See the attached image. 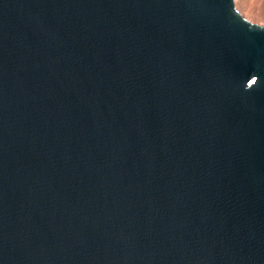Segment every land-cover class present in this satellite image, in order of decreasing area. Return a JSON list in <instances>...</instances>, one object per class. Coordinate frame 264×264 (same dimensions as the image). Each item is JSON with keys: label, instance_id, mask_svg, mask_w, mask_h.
Returning <instances> with one entry per match:
<instances>
[{"label": "water", "instance_id": "water-1", "mask_svg": "<svg viewBox=\"0 0 264 264\" xmlns=\"http://www.w3.org/2000/svg\"><path fill=\"white\" fill-rule=\"evenodd\" d=\"M0 264H264V26L0 0Z\"/></svg>", "mask_w": 264, "mask_h": 264}, {"label": "rangeland", "instance_id": "rangeland-1", "mask_svg": "<svg viewBox=\"0 0 264 264\" xmlns=\"http://www.w3.org/2000/svg\"><path fill=\"white\" fill-rule=\"evenodd\" d=\"M238 13L248 22L264 26V0H234Z\"/></svg>", "mask_w": 264, "mask_h": 264}, {"label": "snow or ice", "instance_id": "snow-or-ice-1", "mask_svg": "<svg viewBox=\"0 0 264 264\" xmlns=\"http://www.w3.org/2000/svg\"><path fill=\"white\" fill-rule=\"evenodd\" d=\"M253 83H254V81H253Z\"/></svg>", "mask_w": 264, "mask_h": 264}]
</instances>
